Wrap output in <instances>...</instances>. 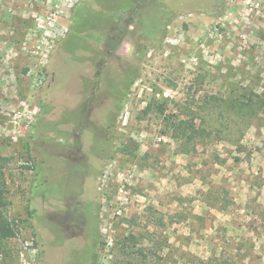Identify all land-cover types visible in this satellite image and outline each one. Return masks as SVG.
<instances>
[{
	"label": "rangeland",
	"instance_id": "obj_1",
	"mask_svg": "<svg viewBox=\"0 0 264 264\" xmlns=\"http://www.w3.org/2000/svg\"><path fill=\"white\" fill-rule=\"evenodd\" d=\"M137 1L0 0V264H264V0Z\"/></svg>",
	"mask_w": 264,
	"mask_h": 264
},
{
	"label": "trees",
	"instance_id": "obj_2",
	"mask_svg": "<svg viewBox=\"0 0 264 264\" xmlns=\"http://www.w3.org/2000/svg\"><path fill=\"white\" fill-rule=\"evenodd\" d=\"M142 1H144V0H138L137 3L140 4ZM98 15L101 18H105V19L109 18V13L107 10H103ZM98 15L96 16V18L98 17ZM74 22H75L76 29H79L82 25H85V24H87L90 28H92V26H94L91 19L80 18L79 16L74 17ZM158 26H159L158 22H156L154 19L152 20V18L148 22H144V25L142 27L145 30L146 34L149 35L148 36V42L149 41L150 42L154 41L157 43L160 42V39L159 40L154 39V33L155 32H159L160 36H161V34H163L162 29H159ZM104 44L108 47L113 48V49L115 48V45L112 46L108 42V40L105 41ZM148 45H149L148 43L143 44L142 48L146 49V47H148ZM185 129H187V128H185ZM195 132H198L197 128L192 129L191 133H195ZM199 132L200 133L204 132V129L202 131H199ZM2 193H3V190L0 189V240L13 237L16 234V228H15L14 224L7 218V216L2 211V208L5 206V202L2 198Z\"/></svg>",
	"mask_w": 264,
	"mask_h": 264
},
{
	"label": "flooded vegetation",
	"instance_id": "obj_3",
	"mask_svg": "<svg viewBox=\"0 0 264 264\" xmlns=\"http://www.w3.org/2000/svg\"><path fill=\"white\" fill-rule=\"evenodd\" d=\"M174 1L175 0H172V2H174ZM177 1H181V0H176V2ZM202 1H206V0H202ZM175 4H177V3H175ZM94 92H95V90L92 89L91 94H93ZM84 103L88 106V101H86ZM70 157H71L70 159L74 158L71 155H70ZM66 207L67 208L65 209V211L63 213L59 212V214H57V217H60V220H58L57 222H55L53 224L57 227V223L62 222L65 224L64 225L65 228L68 229L70 226L76 225V223H78L79 224V231H81L83 229L82 225L87 224L89 222L88 219L85 217V210H83L82 202L80 200H77L76 202H73V204L66 205ZM59 215H61V216H59Z\"/></svg>",
	"mask_w": 264,
	"mask_h": 264
}]
</instances>
